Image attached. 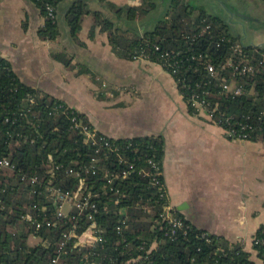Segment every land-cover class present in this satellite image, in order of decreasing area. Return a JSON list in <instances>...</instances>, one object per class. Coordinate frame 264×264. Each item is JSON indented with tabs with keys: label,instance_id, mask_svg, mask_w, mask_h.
<instances>
[{
	"label": "trees",
	"instance_id": "16d2710c",
	"mask_svg": "<svg viewBox=\"0 0 264 264\" xmlns=\"http://www.w3.org/2000/svg\"><path fill=\"white\" fill-rule=\"evenodd\" d=\"M29 1L45 17L44 24L37 29L38 37L42 40L58 38L59 0ZM101 1L106 7L105 12L89 10L82 0L74 1L66 9L64 20L73 41L84 44L79 38V31L86 15L91 14L93 22L89 35L92 36L94 29L99 27L107 35L118 57L131 59L132 54L141 48L151 52L155 43L179 50L189 57L186 80H197L201 85L207 83V88L213 90L211 100L217 101L233 119L244 120L250 115L249 121L255 132L250 140L264 142V43H245L244 50L254 65V72L238 77L243 92L239 95L220 93L214 78H209L200 67L194 71L197 61L191 59V55L192 52H206L215 65L232 56L229 46L241 37L223 17L191 0H167L162 8L159 7V0H139L136 5H118L114 0ZM47 3L55 7L54 18L47 14ZM160 8L162 11L154 16L152 27L144 26L142 20ZM53 57L66 67L75 65H71L70 59L62 52L53 53ZM172 77L180 92L185 82L181 79L177 81L175 75ZM187 108L190 113H196L193 108ZM72 115L81 116L85 122L91 123L64 100L20 79L11 63L0 54V158L7 157L15 164L13 170L0 167V264H48L57 255L63 264H89L85 261V254L89 260L101 264H257L252 252L241 243L197 227L178 210L185 232L178 230L169 238L163 230L152 229L153 220L169 203L168 195L160 198L158 186L163 184L166 190L162 174V135L114 138L119 150H109L105 159L104 154H96L94 148L84 144L80 133L70 129ZM92 156L99 158L97 164L101 171L116 167L118 157L126 164L134 162L135 170L121 180L124 195L120 204L114 206L110 202L107 212L97 216L103 227V244L93 248H76L68 242L66 252L58 253L56 242L61 238L64 223L54 228L42 226L35 231L33 225L21 218L23 213L31 211L32 203H45L44 194H37L40 184H30L28 175L45 176L48 160L52 157L56 163L63 164L60 170L54 172V183L72 187L77 177L68 175L66 168L90 163ZM153 163L159 166L160 171ZM121 167H124L123 163ZM22 175H25L24 179H21ZM85 175L89 184H100L98 175ZM152 178L158 180L157 185H153ZM46 203L50 204V201ZM49 207L55 210L53 205ZM118 219L125 220L121 233L115 231ZM83 227L82 222L80 229ZM30 234H36L42 240L29 242ZM253 236L264 237V224ZM252 250L263 264L264 250L253 244Z\"/></svg>",
	"mask_w": 264,
	"mask_h": 264
},
{
	"label": "crops",
	"instance_id": "0c3cea01",
	"mask_svg": "<svg viewBox=\"0 0 264 264\" xmlns=\"http://www.w3.org/2000/svg\"><path fill=\"white\" fill-rule=\"evenodd\" d=\"M74 1L59 0L60 35L42 40L37 29L45 17L31 1L0 0L1 56L28 85L64 100L113 138L162 135L169 203L197 227L238 241L261 264L252 237L264 224V142L229 139L221 127L190 113L175 80L158 63L118 57L99 27L90 36L91 14L79 31L84 44L73 41L64 14ZM82 1L91 11L105 12L101 0ZM159 3L162 8L166 1ZM150 23L153 19L144 26ZM55 52L75 65L66 67Z\"/></svg>",
	"mask_w": 264,
	"mask_h": 264
},
{
	"label": "built area",
	"instance_id": "2783aa9c",
	"mask_svg": "<svg viewBox=\"0 0 264 264\" xmlns=\"http://www.w3.org/2000/svg\"><path fill=\"white\" fill-rule=\"evenodd\" d=\"M45 9L50 17H55V7L52 4L47 3ZM244 47L245 43L242 39L233 41L229 46L232 56L222 60L218 65H215L209 59L208 53L203 51L192 52L191 59L197 61L194 71H197L200 67L209 78H214L218 82L220 93L239 95L243 92V85L238 80V77L247 76L254 72V65L249 61V55L244 50ZM151 56H154V59H151ZM131 59L154 61L171 76L175 75L177 81L181 79V82H185L179 93L186 105L193 108L196 112L195 114H201L206 120L221 127L227 138L250 140L254 136V128L249 121L250 115H247L244 120L233 119L220 108L217 101L211 100L210 97L213 90L207 88V83L201 85L197 80H186L185 76L190 67L187 64L188 55H184L174 48L163 47L159 43H155L151 52L141 48L139 52L132 54ZM70 129L80 133L83 136L84 144L94 148L96 154H104L105 159L109 150H119V146L115 144L113 137L101 132L91 123L85 122L81 116H71ZM98 161L99 158L97 156H92L90 163L86 164L84 162L76 167L70 166L66 168L68 175L77 177L72 187H63L54 183L56 177L54 172L60 170L63 164L56 163L52 157L48 160V169L45 176L38 178L37 175H28L30 184L33 185L37 182L40 184L41 189L37 190V194H44L45 203H32L31 211L23 213L21 218L33 225L35 231L42 226L54 228L64 223L61 238L56 242L58 253L66 252L68 242H71L73 247L76 248H93L97 244H103L105 241L103 227L97 221V216L101 212H107L110 202L114 206L120 204L121 196L124 195L121 190V180L135 170V163L126 164L121 160V157H118L116 167L111 166L101 171L97 164ZM149 162L152 161L149 160ZM121 163L124 164V167H121ZM153 164L155 165V163ZM0 167L13 170L15 164L7 157H2L0 158ZM155 169L160 171L158 165H155ZM87 173L98 175L100 184L98 186L94 183L89 184L85 175ZM24 176L22 175L21 179H24ZM151 181L153 185L158 184L156 178H152ZM158 186L160 198L167 197L164 185L158 184ZM48 201H50V204L46 203ZM49 205H53L55 210H51ZM153 221L152 229L163 230L164 235L169 238L176 235L178 230L185 229L183 218L179 216L177 209L170 203L163 206V209ZM82 222L84 227L80 229ZM124 224V219H118L115 231L121 233L122 225ZM41 240L36 234H30L29 242L36 243ZM252 244L264 250V237L253 236ZM92 252L94 253V251ZM84 257L89 264H101L100 262L89 260L87 254ZM48 264H63V262L57 255L52 257Z\"/></svg>",
	"mask_w": 264,
	"mask_h": 264
},
{
	"label": "rangeland",
	"instance_id": "374dc122",
	"mask_svg": "<svg viewBox=\"0 0 264 264\" xmlns=\"http://www.w3.org/2000/svg\"><path fill=\"white\" fill-rule=\"evenodd\" d=\"M160 1V0H159ZM167 2V0H164ZM193 3H197L205 8L211 9L216 6L218 8L222 5V2H218L215 0H191ZM223 1V0H222ZM228 5H232L234 10H241L245 15L251 13L254 15V17H259L258 19H262L264 21V2L261 0H225ZM249 9L251 13H246V9ZM160 9H156L154 13H150L147 18L142 20L145 24L148 21H151V19H154V16H157L159 12H161ZM240 14V12H239ZM241 15V14H240ZM245 16H241V20L239 21H231L230 25L232 26V29L236 34H239L242 41L246 44H259L260 40L264 39V25L263 21L256 22L251 19L244 18ZM253 17V16H252ZM150 19V20H149ZM147 27H152L151 23L147 25ZM86 93V91H82V93ZM83 95V94H82Z\"/></svg>",
	"mask_w": 264,
	"mask_h": 264
},
{
	"label": "flooded vegetation",
	"instance_id": "af4514ba",
	"mask_svg": "<svg viewBox=\"0 0 264 264\" xmlns=\"http://www.w3.org/2000/svg\"><path fill=\"white\" fill-rule=\"evenodd\" d=\"M220 1L222 2L223 7H225V8H223L222 6H219L218 8H216V6H215L211 9H214L215 11H217L219 13L226 14V16L222 15L221 17H223L228 22L229 25H230L231 21L237 22V21L241 20V16L238 14V12L241 13V11L234 10L232 5H228V3L225 2V0H223V1L217 0V3Z\"/></svg>",
	"mask_w": 264,
	"mask_h": 264
},
{
	"label": "water",
	"instance_id": "95a60500",
	"mask_svg": "<svg viewBox=\"0 0 264 264\" xmlns=\"http://www.w3.org/2000/svg\"><path fill=\"white\" fill-rule=\"evenodd\" d=\"M238 14H239V12H238ZM240 14H239L240 16H245L244 18H246V19H251V20H254L256 22H260L261 23V21L258 18L254 17V16L252 17V15H250V14H247V15H245L244 13H240Z\"/></svg>",
	"mask_w": 264,
	"mask_h": 264
}]
</instances>
